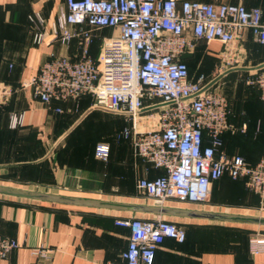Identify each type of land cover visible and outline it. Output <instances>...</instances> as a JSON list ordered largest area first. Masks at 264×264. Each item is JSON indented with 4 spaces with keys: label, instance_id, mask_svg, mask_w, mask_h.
I'll return each mask as SVG.
<instances>
[{
    "label": "crops",
    "instance_id": "1",
    "mask_svg": "<svg viewBox=\"0 0 264 264\" xmlns=\"http://www.w3.org/2000/svg\"><path fill=\"white\" fill-rule=\"evenodd\" d=\"M205 4H242L264 12V0H175ZM66 10L65 0H0V89L13 90L0 104V186L44 194L126 205L160 206L193 212L264 218V198L247 188L244 180L228 175L210 185L204 203L166 201L162 204L142 196L137 181L164 175L134 155L129 140L118 134L130 128L124 116L93 108V97L73 101L36 99L27 86L53 56L72 60L80 55L79 40L63 46L56 21ZM91 36L90 56L96 60L108 28H84ZM70 30H74L70 27ZM42 38L37 41V36ZM187 33V37H190ZM239 61L221 66L224 46L218 42L195 41L194 48L181 57L189 79L203 76L210 83L219 75L228 105L231 130L221 136L216 154L241 156L255 165L264 159V101L256 88L247 86L252 70L264 64V46L243 33L236 43ZM246 68V71H227ZM249 75V76H248ZM247 84V85H246ZM161 108V107H160ZM12 113L22 114L16 128ZM157 111L146 106L138 115V130L152 128ZM98 143L110 147L106 162L94 157ZM203 145L209 140L204 137ZM158 217L185 231L180 244L164 240L156 251L154 264H264V252L252 255L249 239L264 236V226L190 218L158 216L86 206L67 205L0 194V236L15 240L19 248L0 264H123L129 231L117 226L120 219L154 220ZM37 250H46L40 256Z\"/></svg>",
    "mask_w": 264,
    "mask_h": 264
},
{
    "label": "built area",
    "instance_id": "2",
    "mask_svg": "<svg viewBox=\"0 0 264 264\" xmlns=\"http://www.w3.org/2000/svg\"><path fill=\"white\" fill-rule=\"evenodd\" d=\"M56 28L59 41L68 46L79 40L80 55L72 60L53 56L44 63L27 86L43 104L52 101H76L85 94L93 97V108L124 116L131 126L117 138L129 140L134 155L164 175L154 180L137 181L142 196L162 204L204 203L210 185L228 175L244 180L251 191L264 198V159L255 165L241 156L230 158L216 154L221 136L232 128L228 123L229 105L225 96L207 85L203 76L189 79L181 57L194 48L195 41L218 42L224 46L221 66L233 67L239 56L236 43L250 32L264 46V12L242 4H205L175 0H65ZM73 27L74 30H70ZM84 28H108L113 34L105 39L99 55L90 56L92 36ZM190 33V37H187ZM42 38L37 36V41ZM256 88L264 101V71L246 82ZM13 94L0 89V104ZM159 105L155 125L139 131L138 115L147 106ZM22 114L12 113L10 124L16 128ZM209 145H203V139ZM110 147L98 143L94 157L106 162ZM117 226L129 231L123 264H154L156 251L164 240L185 241V231L161 217L154 220L120 219ZM249 252H264V236L249 239ZM19 248L12 239L0 236V260ZM46 250H37L45 256ZM110 264V263H109Z\"/></svg>",
    "mask_w": 264,
    "mask_h": 264
},
{
    "label": "water",
    "instance_id": "3",
    "mask_svg": "<svg viewBox=\"0 0 264 264\" xmlns=\"http://www.w3.org/2000/svg\"><path fill=\"white\" fill-rule=\"evenodd\" d=\"M264 69V64L252 68V70L258 71ZM249 69L246 68H235L227 71L225 74L231 71H246ZM224 74L217 76L214 80L206 85L204 90L210 89L214 84H216ZM163 106L159 105L158 107ZM0 194L21 197L33 200L55 202L67 205H76V206H86V207H95L103 209H112V210H124L129 212L136 213H149L158 216H179V217H190V218H202L207 220L214 221H223V222H235V223H244V224H253L264 226V218L259 217H245V216H235L227 214H217V213H203V212H193L180 209H170L160 206H139V205H126L102 201H91V200H82L76 198H66L61 196H54L49 194H44L40 192H30L25 190H17L0 186Z\"/></svg>",
    "mask_w": 264,
    "mask_h": 264
},
{
    "label": "rangeland",
    "instance_id": "4",
    "mask_svg": "<svg viewBox=\"0 0 264 264\" xmlns=\"http://www.w3.org/2000/svg\"><path fill=\"white\" fill-rule=\"evenodd\" d=\"M258 72H254V73H250L251 75L250 76H252V75H255V74H257ZM249 76V75H248ZM215 79V78H214ZM213 79V80H214ZM247 82V81H246ZM218 83V82H217ZM217 83L216 84H214L211 88H210V90H213V91H215V92H218V93H220V94H222L223 96H225L224 94H223V91H222V88L220 87H218V89H217ZM208 84V83H207ZM247 85V84H246ZM247 86H250V85H247ZM250 87H252V86H250ZM161 107V108H160ZM160 107H157V109H155V111H157V113L158 112H160V110L159 109H161L162 110V106H160Z\"/></svg>",
    "mask_w": 264,
    "mask_h": 264
},
{
    "label": "trees",
    "instance_id": "5",
    "mask_svg": "<svg viewBox=\"0 0 264 264\" xmlns=\"http://www.w3.org/2000/svg\"><path fill=\"white\" fill-rule=\"evenodd\" d=\"M186 234V233H185ZM184 243V242H183ZM180 244H182V243H180Z\"/></svg>",
    "mask_w": 264,
    "mask_h": 264
}]
</instances>
